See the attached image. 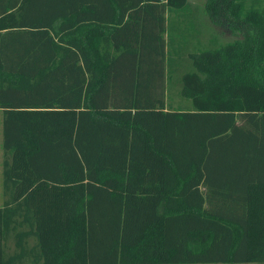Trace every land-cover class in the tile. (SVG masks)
<instances>
[{"label":"trees","instance_id":"trees-1","mask_svg":"<svg viewBox=\"0 0 264 264\" xmlns=\"http://www.w3.org/2000/svg\"><path fill=\"white\" fill-rule=\"evenodd\" d=\"M227 2L204 45L190 0H0V264H264V0Z\"/></svg>","mask_w":264,"mask_h":264},{"label":"rangeland","instance_id":"rangeland-1","mask_svg":"<svg viewBox=\"0 0 264 264\" xmlns=\"http://www.w3.org/2000/svg\"><path fill=\"white\" fill-rule=\"evenodd\" d=\"M192 6L197 9V23L201 26V32L198 39L207 45L214 37L217 39V43L225 45L235 40L244 39L246 32L239 29V24H243L241 21L232 19L229 15V10L226 5L229 2L221 1L216 8L211 7L210 0H190ZM232 20H231V19ZM237 24H233L236 23ZM176 87V88H175ZM174 93L179 90V85L175 84ZM179 98H176L177 101ZM2 118L3 114L0 111V205L3 203L4 195L2 189L3 183V133H2Z\"/></svg>","mask_w":264,"mask_h":264}]
</instances>
